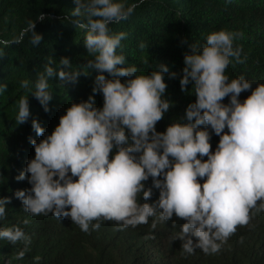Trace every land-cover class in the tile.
Here are the masks:
<instances>
[{
	"label": "clouds",
	"instance_id": "1",
	"mask_svg": "<svg viewBox=\"0 0 264 264\" xmlns=\"http://www.w3.org/2000/svg\"><path fill=\"white\" fill-rule=\"evenodd\" d=\"M140 3L143 0L131 4L75 0L70 23L86 31L84 43L93 59L79 69L66 57L55 67L48 61L31 94L48 112L50 78L75 82L81 73L96 70L92 93L101 94L103 104L96 107L93 95L72 103L47 136L41 124L32 120V130L44 139L37 143L29 137L35 155L15 179L24 181L27 173L31 187L17 190L14 196L30 215L69 218L85 233L90 227L99 229L101 221H114L122 230L147 224L153 217L155 229L158 222L175 215L185 222L169 242L181 241L183 253L189 255L196 249L214 255L238 226L249 225L264 212V84H257L241 102L240 94L253 83L243 75L229 79L225 70L232 60L242 64L247 59H241L240 46L234 47V40L243 34L214 31L203 45L188 44L184 54L180 88L186 91L191 83L195 102L187 105L182 118L158 132L157 122L172 106L164 98L165 73L170 78L177 73L161 63L148 74L137 75V67L126 65V57L117 54L126 33H112L109 27L127 20ZM45 19L40 13L12 40H0V45L20 44L30 34L29 43L38 46L42 35L35 31V21ZM121 77L126 79L122 82ZM20 87L29 89V81H21ZM5 91L6 85H0V94ZM225 97L227 104L222 102ZM17 109L16 123L27 122L28 96L20 97ZM209 130L219 137L214 151ZM149 178L152 186L146 188ZM153 188L159 190L158 200L141 203L151 198ZM8 203L10 198H0V220L6 218ZM0 240L23 243L17 260L23 259L31 244L16 225L0 228Z\"/></svg>",
	"mask_w": 264,
	"mask_h": 264
},
{
	"label": "trees",
	"instance_id": "2",
	"mask_svg": "<svg viewBox=\"0 0 264 264\" xmlns=\"http://www.w3.org/2000/svg\"><path fill=\"white\" fill-rule=\"evenodd\" d=\"M75 7V0H0V40H12L40 13L47 17L43 22L35 21V31L42 35L38 46L29 43L30 34L20 44L0 45V85H6V91L0 94V198H10L0 228L16 225L31 238L29 251L19 260L15 256L23 249V243L12 245L0 240V264H264V212L255 215L249 225L238 226L217 254L206 255L196 249L189 255L183 253L181 241L169 242V236L180 231L185 222L175 215L169 221L158 222L155 229L151 227L153 217L147 224L122 230L114 221H101L99 229L90 227L85 233L69 218H55L51 213L32 216L24 211L14 193L31 187L27 182L29 174L26 173L24 181L15 177L34 158L29 137L39 143L50 135L72 103L86 101L93 95L96 107L103 104L102 95L92 93L96 70L88 75L81 73L75 82L50 78L52 99L48 112L31 94L48 61L55 67L66 57L73 68L79 69L93 59L84 43L86 31L70 23ZM109 27L112 33H126L117 54L126 57V65L137 67V75H146L161 63L168 66L169 72L177 73L175 78L165 73L164 98L172 106L157 122L158 132H164L172 121L182 118L187 105L195 102L191 83L186 91L180 88L184 54L189 51L188 44L203 45L214 31L243 34L234 40V47L240 46L241 59L245 56L247 59L242 64L232 60L225 70L229 79L243 75L253 83L251 89L240 94L241 102L257 84H264V0H143L127 20ZM182 40L187 43L182 44ZM141 43L144 49L140 48ZM104 75L111 79L107 73ZM120 79L123 82L126 78ZM23 80L29 81V89L20 87ZM21 96H28L30 116L27 122L17 124V103ZM222 102L227 104L228 97ZM33 119L41 124L44 136H37L32 130ZM218 140V136L211 134L212 151ZM144 183L150 188L151 178ZM158 198L159 190L153 188L151 198L141 203L151 204ZM25 219L29 221L26 225Z\"/></svg>",
	"mask_w": 264,
	"mask_h": 264
}]
</instances>
